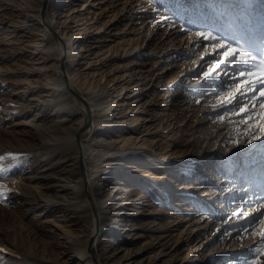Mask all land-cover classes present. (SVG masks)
Returning <instances> with one entry per match:
<instances>
[{"label": "rangeland", "instance_id": "1", "mask_svg": "<svg viewBox=\"0 0 264 264\" xmlns=\"http://www.w3.org/2000/svg\"><path fill=\"white\" fill-rule=\"evenodd\" d=\"M42 1L0 0V264H86L82 253L96 264L95 197L114 184L121 210L103 218L107 251L141 247L144 264H264V215L247 217L254 200L243 196L254 178L264 183V69L249 62L241 76L245 66L231 63L219 79L225 49L197 35L258 53L264 40H253L242 0H47L43 12ZM67 45L79 50L71 89L92 102L89 85L105 94L108 111L92 127L66 88ZM122 102L148 115L144 127L119 118ZM109 118L119 122L100 124ZM100 135L126 151L100 156ZM230 190L236 200L219 210ZM120 219L126 236L115 232Z\"/></svg>", "mask_w": 264, "mask_h": 264}, {"label": "bare ground", "instance_id": "2", "mask_svg": "<svg viewBox=\"0 0 264 264\" xmlns=\"http://www.w3.org/2000/svg\"><path fill=\"white\" fill-rule=\"evenodd\" d=\"M242 2H243V5H245L244 9L250 13V16L252 18V23H253L252 25H253L254 31L256 32V36H257L253 40L255 41V43H256V40H260V41L264 40V9H263L264 8V6H263L264 0H253V4L251 7L247 6L245 0H242ZM87 15L88 16H86V20L91 19L89 12ZM93 20H95V19H93ZM148 34H149V32H148ZM60 37L63 39V45L68 44V41L66 40L67 38L65 37V34L61 33ZM61 56H62V59H64L62 62H63V65L66 66L65 67V69H66L65 74H66V77H67L68 82H69V87H71L73 80H75L74 79L75 76L73 75V73L77 72V68L80 64L78 62L79 50H77V48L74 46L67 45V50H65L63 52L61 51L60 59H61ZM67 64H69L68 67H67ZM231 67H232V64L230 62L226 63L225 65H223L222 69H219V71L216 73V76L219 79L224 80L226 78V76L232 74L231 72L233 69ZM151 80H152L151 77L146 78V83L150 84ZM86 88L88 91L93 93L94 102H92L90 100V98H88L87 96H85L81 92H80V97H82L84 99V101L86 102V104L89 107V113H90L89 115L92 119V125H91V127H92L95 125L96 115H99L100 113L105 114V112L108 110L105 109L106 106L104 105L106 102L105 101V94H98L97 91L95 89H93L91 85H89ZM134 91L137 92V91H139V89L136 88ZM249 94H253L251 88L248 89L247 95H249ZM126 105H127V102H122L120 104L121 115L119 118L126 117L127 118L126 121L128 120V123H130L133 128L137 127L138 124H140L141 127H144L145 126L144 121L150 120V119H146L148 117V115L144 114L143 116H141V115L135 114L137 112V110H139V107L138 108L134 107V108H136V110H134L132 112L130 111V114H129V112H128L129 108ZM116 106H117V104L115 102H113L111 105V108H115ZM118 122H119L118 120L111 121L109 118V119L103 120L102 122H100V124L102 123L106 126V125H113L114 123H118ZM122 123H123V121H122ZM101 130H102V132H104L103 128H101ZM98 137L99 138L93 139V140H95V142L97 143V146H99V148L101 150L100 156L107 157L109 154L110 155L114 154V152L126 151V148L123 147L122 145H116L117 141L112 140L111 138L104 137L102 135H100ZM145 137L142 140L144 142L149 141L148 138L147 137L145 138ZM125 141H127V144L132 143L130 139H123L122 143ZM151 142L153 143V141H151ZM81 144H82V150H81V156L82 157L80 158V156H78L79 162L81 161L84 165H86V162H87L86 151H85V148H84V145L82 142H81ZM78 154H79V152H78ZM107 164H109V163H107ZM107 164H104V165H107ZM92 180H93L92 177L88 174L86 176V180H85L86 183L91 184ZM97 180H98V178H97ZM255 180L256 179L254 178L253 187H252L253 189H255L254 193H251V190H248L249 187H244L247 190L244 192L243 196L247 197L248 202H251L252 200H254V202H252L253 206L248 207V205H247V208L245 209L247 211V214H248L247 217L249 215H251L252 213L255 214L257 212V209L261 210V208H262L261 207V200L263 198L262 196L264 195V183L261 182V184H259V183H256ZM116 187H118V186H116ZM189 187H190L189 183L185 184V186H183V189H184L183 191H189ZM120 189L121 188H119V187L116 189L115 184H114V185L108 187L106 190L101 191V189H100V191L97 192L96 197H95V205H97V208L99 210L98 215H97V221L98 222H97L96 227H93L91 229L90 237L93 240V246H95V248L97 249V252H98L97 256H95V263L96 264H132L133 262H135L133 264H144L143 261H141V260L137 261L135 259V257L141 255V253H142V252L140 253L141 247L140 248L137 247L138 249H136V251L132 250V248L131 249L130 248L121 249L120 247H113V249L107 251V247L105 246L106 240H104V239L107 238V236H106V230L102 226L103 225L102 221H103V218L105 216H108V218L111 220L112 218H111L110 213L111 212L116 213L117 211L121 210L120 209L121 205L119 204V202L121 201V199L119 197ZM208 190H209V187L207 189H205L204 192H206ZM209 192H211V191L209 190ZM236 193L237 192L234 193L233 190L232 191L230 190L229 192H227V194H226L227 196L224 195L225 198L223 200H221L219 202V204L216 205V207H218L219 210L227 209L228 207H226L225 203L229 202V205L232 204V202L234 200H236V198H237ZM127 198H130V196H127ZM258 206H260L261 208H258ZM116 207L119 208L117 211L115 209ZM126 211H128V210H126ZM245 220L246 219H243V221H245ZM116 225H117V227L115 229V232L117 234H119V236H121L123 234H125L124 236H126L129 232V230L132 229L131 226L128 225L126 220H124V219L118 220V223ZM197 226H198V224L187 226V227H189L188 229H190L192 231V230L196 229ZM133 234H134V236L130 238L131 240L135 239V235L137 234V232H134ZM68 238H70V236H68ZM160 252H161V250L159 251V253ZM82 257H83L86 264H94L92 262V257L90 255H87L86 253H82ZM145 264H147V263H145Z\"/></svg>", "mask_w": 264, "mask_h": 264}, {"label": "snow or ice", "instance_id": "3", "mask_svg": "<svg viewBox=\"0 0 264 264\" xmlns=\"http://www.w3.org/2000/svg\"><path fill=\"white\" fill-rule=\"evenodd\" d=\"M197 35L203 37L206 40H216L217 41V47L221 48V49H225V51L223 52V56L225 58V60H228V62L230 63H239L244 65L245 67L243 68V70H240V75L243 76L245 72L249 71L248 68V63L251 62L252 66L255 67H259L261 69H264V47H262L258 53L254 50H249V49H244V48H234L232 47L230 44H225L223 42L222 39H218L216 36L212 35L211 33L205 34V33H197ZM259 61V64H257L256 62ZM223 62V61H222ZM219 65H216V67H218ZM210 74L209 73H204L205 77H208ZM257 84H262L264 85V81H257ZM247 88H251L252 92H253V96H255L256 91L258 90L256 85H252V84H248L246 85ZM260 95L264 96V90H260ZM245 96V92L243 90H241V92L238 94V96L235 98L236 101L242 102L240 101V97ZM248 99H251V97H248ZM228 104L233 103V101H227ZM226 105L224 103H221L219 105V107H225ZM262 107H264V105H262ZM233 111H235V108H233ZM240 112L242 113H247V108L243 107L240 108ZM243 119V117H242ZM256 137L254 136L253 139H255ZM11 154H9L10 156ZM5 157H0V159H4ZM4 175V170L0 169V177H2ZM2 195V194H0ZM261 207L264 208V202H261ZM257 213H259L260 215H264V213H260V210L257 209ZM258 219V216H253L252 217V221L253 223L255 222V220ZM262 224H264V221L261 222ZM260 236H261V240L264 241V227L261 228V232H260Z\"/></svg>", "mask_w": 264, "mask_h": 264}, {"label": "water", "instance_id": "4", "mask_svg": "<svg viewBox=\"0 0 264 264\" xmlns=\"http://www.w3.org/2000/svg\"><path fill=\"white\" fill-rule=\"evenodd\" d=\"M46 3H47V0H43L42 1V8H41V11L43 12L45 6H46ZM66 88L68 89V91L73 94L78 100H80L81 102L84 103V105H86V108H87V104L86 102L84 101V99L82 97H80L75 91H73L71 89V87H69L68 83L66 82ZM79 156H80V152H79Z\"/></svg>", "mask_w": 264, "mask_h": 264}]
</instances>
